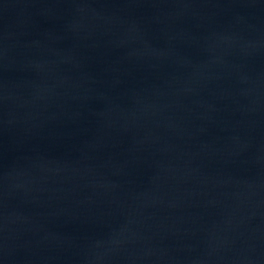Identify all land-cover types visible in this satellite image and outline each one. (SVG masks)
Returning <instances> with one entry per match:
<instances>
[{
	"label": "water",
	"instance_id": "water-1",
	"mask_svg": "<svg viewBox=\"0 0 264 264\" xmlns=\"http://www.w3.org/2000/svg\"><path fill=\"white\" fill-rule=\"evenodd\" d=\"M0 264H264V0H0Z\"/></svg>",
	"mask_w": 264,
	"mask_h": 264
}]
</instances>
